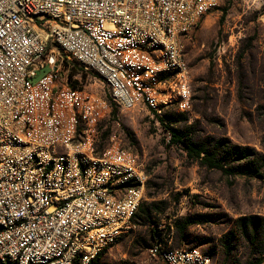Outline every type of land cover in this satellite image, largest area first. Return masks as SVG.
Returning <instances> with one entry per match:
<instances>
[{"label": "built area", "instance_id": "obj_1", "mask_svg": "<svg viewBox=\"0 0 264 264\" xmlns=\"http://www.w3.org/2000/svg\"><path fill=\"white\" fill-rule=\"evenodd\" d=\"M219 2L0 0V264H95L145 196L135 152H98L110 106L74 84L65 60L126 109L190 111L185 42ZM150 251L165 264H213L198 248Z\"/></svg>", "mask_w": 264, "mask_h": 264}, {"label": "rangeland", "instance_id": "obj_2", "mask_svg": "<svg viewBox=\"0 0 264 264\" xmlns=\"http://www.w3.org/2000/svg\"><path fill=\"white\" fill-rule=\"evenodd\" d=\"M65 61L74 84L110 106L98 126V152L114 143L130 149L148 176L141 204L151 206L153 221L133 224L98 264H165L150 251L155 229L167 246L198 248L213 264H264V250H255L237 226L244 217L264 219V178L244 172L250 161L233 164V171L203 165L173 144L166 129L170 125L196 140L225 138L264 158V0H220L185 42L190 111H181L176 101L161 112L142 104L126 109L97 74ZM185 218L193 222L180 241L175 223Z\"/></svg>", "mask_w": 264, "mask_h": 264}, {"label": "trees", "instance_id": "obj_3", "mask_svg": "<svg viewBox=\"0 0 264 264\" xmlns=\"http://www.w3.org/2000/svg\"><path fill=\"white\" fill-rule=\"evenodd\" d=\"M224 16L225 12L221 23L224 20ZM70 78H72V74H70ZM166 129L170 134L171 142L173 144L182 145L187 151L189 157L199 160L201 164L210 168L220 169H225V166H230L229 170L233 171V169H235L232 167L233 164L241 161H250L244 167V172L253 174V176L258 178H264V158L258 157L250 148L235 145L225 138L216 139L210 137L196 140L186 132L180 129H175L170 125H167ZM252 156H256L253 161H251ZM152 221L153 212L151 206L141 204L138 212L134 216V224L146 225ZM192 222L193 221L190 218H185L184 221H178L175 223V229L180 241L186 240V232ZM237 226L239 231L246 236L255 250L262 253L264 250V219L256 216L244 217L238 221ZM233 234L234 233L232 232L227 236L226 246L228 249H231V239ZM152 237L155 241V245L163 244L167 246L164 234L158 229L152 231ZM103 253L97 257L95 264H98ZM259 262L261 261L259 260Z\"/></svg>", "mask_w": 264, "mask_h": 264}]
</instances>
